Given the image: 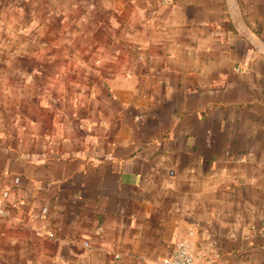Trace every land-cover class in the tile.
I'll list each match as a JSON object with an SVG mask.
<instances>
[{"label":"crops","instance_id":"obj_1","mask_svg":"<svg viewBox=\"0 0 264 264\" xmlns=\"http://www.w3.org/2000/svg\"><path fill=\"white\" fill-rule=\"evenodd\" d=\"M264 264V0H0V264Z\"/></svg>","mask_w":264,"mask_h":264},{"label":"built area","instance_id":"obj_2","mask_svg":"<svg viewBox=\"0 0 264 264\" xmlns=\"http://www.w3.org/2000/svg\"><path fill=\"white\" fill-rule=\"evenodd\" d=\"M161 264H194V257L185 240H177L171 252L163 257Z\"/></svg>","mask_w":264,"mask_h":264}]
</instances>
